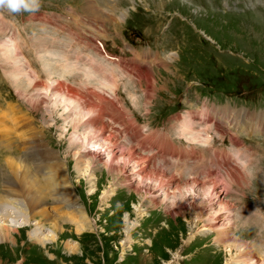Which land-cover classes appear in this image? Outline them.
Instances as JSON below:
<instances>
[{"label": "rangeland", "instance_id": "rangeland-1", "mask_svg": "<svg viewBox=\"0 0 264 264\" xmlns=\"http://www.w3.org/2000/svg\"><path fill=\"white\" fill-rule=\"evenodd\" d=\"M261 4L264 0H39V7L34 11L12 12L0 7V115L11 121L15 137L9 141L11 147L0 145V195L3 183L12 178L7 169L8 159L17 158L23 150L32 152V147L40 149L45 144L58 155L71 186H68L70 196L73 194L76 204L82 207L93 225V231L76 234L65 218L58 217L65 211L59 208L62 205L56 197L58 193L46 190V203L41 211L55 219L60 229L52 234L53 222L49 224L45 216L37 214L24 224L25 214L18 208L5 222L17 230H10L7 238L0 242V264H247L236 259L234 250L217 242L222 218L226 216L229 224H233L232 238L264 264V137L241 133L240 142L235 141L247 149L245 153L238 150L245 169H233L234 164L231 167L221 165V178L213 181L223 183L217 186L218 199L231 208L228 207L218 223L208 218L216 208V199L202 201V197L189 193L184 204L201 202L202 214L196 220L190 215L191 208L185 214H175L173 211L177 207H172L169 195L176 185L173 183L165 190L149 182L138 185L140 174H136L146 166L147 170L141 175L150 173L148 169L152 168L167 178L172 176L178 185H184L192 180L194 173L198 181H211L214 178H206V174L215 171L216 166L197 169L196 163L186 161L194 168L185 170L184 162V167L176 171L174 161L168 159L164 163L161 153L156 155L160 150L139 147L136 140L140 137L130 141L124 129L118 126L119 121L125 124L129 118L136 126L144 127L140 131L142 135L153 132L167 136L174 140L175 147H180L177 140L189 142L187 139H191L177 128L178 117L185 111L203 114L208 110L207 119L201 121L203 126L195 119L192 121L196 131L206 130L207 135L224 126V121L220 120L223 115L216 110L241 113L238 121L247 114L256 117L260 113L264 118V7ZM117 6V15L108 14V9H117ZM87 11H94L101 17L100 21L92 15L89 18ZM120 12H126L123 20L119 19ZM96 37L102 40L109 55L133 60L148 70H141L134 63L122 69L104 56H98V46L96 49L91 46L92 41L88 42L95 41ZM70 43L74 45L69 46ZM78 51L89 55L87 62L92 60V66L72 60L66 65L63 56L73 57ZM148 53L151 57L154 53L157 59L151 62L153 58H148ZM74 57L83 59L78 54ZM96 64L105 68V73L112 72L117 77V100L126 120L117 121L110 116L108 106L114 103L112 98L116 96H111L110 89L105 88L107 84L101 86L104 90L97 89L101 74L91 71ZM31 66L44 75L46 83L37 80L38 73L31 75L27 71ZM148 71L151 73L149 80L144 78ZM137 75L142 77L138 79ZM51 79L71 86L73 96L66 93V88L62 94L64 99L68 97L74 101L71 106L59 97L56 100V91H50ZM34 81L41 87L48 86L50 93L43 96L40 87L32 86ZM88 91L108 102L100 104L94 97H80L89 94ZM196 106L199 107L195 109ZM193 107L195 110L190 111ZM83 109L90 114L78 122V112ZM91 130H103L104 135L117 144L116 159L109 165L106 148L95 145L99 143L97 140H90L80 151L87 154V158L81 160L83 165H87L94 154L103 165L92 170L93 173L90 168L85 173L76 165L75 146L81 145ZM24 139L29 142L28 149ZM154 139L151 136L146 142L152 145L150 140ZM130 147L139 158H147L141 167L133 163L124 165L119 159V153ZM191 148L195 152L202 150L197 146ZM224 148L230 155V147ZM253 150L259 153L252 160ZM25 158L33 166L34 160ZM36 174L39 180L43 179L38 170ZM175 197L174 204L180 202L177 194ZM38 223H42L44 235L49 232L53 235V242L41 246L40 241L36 243L30 238ZM9 239L13 242H8ZM66 244L74 246L76 253L67 251Z\"/></svg>", "mask_w": 264, "mask_h": 264}, {"label": "bare ground", "instance_id": "bare-ground-1", "mask_svg": "<svg viewBox=\"0 0 264 264\" xmlns=\"http://www.w3.org/2000/svg\"><path fill=\"white\" fill-rule=\"evenodd\" d=\"M115 2H116V0H115ZM118 9H119L118 6H117V9L115 7H113L112 9H108V14L115 16V15H117L116 13H117ZM86 13H87L89 18H90V15H92V16L96 17L98 20L101 19V17H99V15H97L94 11L93 12L87 11ZM120 13L121 14L119 16V19L123 20L126 12L125 13L120 12ZM88 42H91V41H88ZM97 46H98V49H97ZM95 48L97 49V54L103 55L104 58H105V56H107L105 54V51L103 50V48L100 47L97 42H95ZM148 56H149L148 58H153L151 60V62H154L158 57L157 55H154V53H153L152 57L149 55V53H148ZM108 60H111V59H108ZM146 61L147 60L144 58V62H146ZM113 62L115 64H117V66L122 68V69L129 68L128 66H122L123 64H126L125 62L122 63L119 60L113 61ZM126 62L128 63L126 65H129V66L131 65L129 63L135 64V62L133 60L126 61ZM90 63L92 66V63H94V62L92 60H89L88 64H90ZM96 65H97V67L91 68V71L94 73L98 72L101 74V77H100L101 82L99 83L100 87H98L97 89L104 90V88H101V86H104L107 84L105 88H109L110 91L113 93V95L116 96V90L117 89H116V85H115V83H116L115 79L117 77H115V79H114L115 74L114 75L111 74L112 72H106L105 73V71H107V70L104 71L105 68L103 69L101 67V65H98V64H96ZM135 66H137L141 70H148V69L141 67L139 63L135 64ZM132 70L135 71L136 69L132 68ZM64 74H66V73H64ZM150 74L151 73L149 71L146 72L144 75V78H146L147 80L151 79ZM27 77L29 79V82H32L31 75L28 74ZM141 77L142 76L137 75L138 79ZM101 78L103 80H101ZM49 85L52 86V88H53V89L51 88V90H50L51 93L56 91V93L54 94L55 96H57L56 100H58V97H59L63 100L68 101L69 106H71L70 104L73 103L74 101H72L68 97H66L64 99L62 97V94L64 92L63 88H66V93L70 96H73L72 95L73 89H71L69 86L62 85L60 82L56 83V80L49 81ZM32 86H34L35 88L40 87L41 89L39 88V90L42 92L43 96H47L48 93H50L48 91V89H49L48 86L47 87L46 86L41 87V85L36 81L33 82ZM149 89H151V88H149ZM88 93L89 94H87L85 96L81 95L80 97H83L85 99H90L91 97H94L98 100V102L100 104L108 102V101H106L105 98L100 97L99 95L93 93L92 91H90V92L88 91ZM146 93H148V90L146 91ZM148 95L149 94H146V96H148ZM53 98H55V97L53 96ZM147 98H149V97H147ZM112 99L114 100V103L110 102L111 105L108 106V109L110 111V116L113 118V120H117V121L122 120L123 118L126 117L123 114L122 105L117 100V97L112 98ZM43 101L44 100H42V102ZM51 102H53V101H51ZM53 104H56V103L54 102ZM35 105L36 104H34V106ZM105 105H108V104L106 103ZM62 106H64V105H62ZM76 107L78 108V106H76ZM100 109L102 110V113H104L103 109L102 108H100ZM200 111H202V110H200ZM207 111L208 110L206 109L203 114H202V112L193 113V112L185 111L184 115H181L178 117L177 128L181 130L182 135H188L189 137H191V139H187L189 141V142H187V146L195 145V144H191L192 142H198V144H196V146L209 145L210 136L207 135L206 130H205V132H202L201 130L198 132L195 130L196 128L192 123V121L195 119L196 121L200 122V124H202V126H203L204 124L201 123V121L204 120V122H205V119H207L206 118L207 117ZM78 113H80L79 114L80 118L77 119V121L79 122L80 120L83 121V118L88 116L90 114V111L83 109L82 112H78ZM216 113H220L223 115V117L220 120L224 121L223 122L224 126L222 129L219 128L221 130H218L216 132L212 131V132H214L215 134H228L230 136L233 145L236 146L235 150H231V154L229 155L230 159H232L235 163H237L240 167H242L243 158L241 157V154L238 151L241 148H240V145H238L236 143V142H239V140L237 138H235L233 135H236L238 133H244L247 136L258 135V134L263 135L264 134V118L259 115L260 113L256 114L257 115L256 117H251V116H248V114H247V115L243 116V118H245V119L239 118V121L243 119V122H239L238 121V115H241V113L235 114V113L231 112V110H222V111L216 110ZM184 116H185V118H183ZM127 118H128V116H127ZM91 120H92V118H90V121ZM125 120H126V118H125ZM8 123H9V125H8ZM84 124H85V122H84ZM211 124L215 125V123L213 121ZM118 126L122 129H124V132H126V136H127V138H129L130 141H132V139H136L137 137H140L139 139L136 140V144L139 147L144 148V149L145 148H148V150H154L155 149V148H153V146L151 144L146 142V139H148L151 136L154 138L157 137V138L164 140L165 142L158 144V147H156L157 150H160V152L156 151V155L161 153L160 159H162V161L164 163L168 162V158L174 159L175 154H172L173 151L178 152L175 148V145L170 150V146L173 144V141L169 137L160 136V135L153 133V132H149V133H147V135H142L140 131H142V129L144 127L136 126L134 123H132V121L129 120V118H128L127 123H125V124H120V121H119ZM85 128H87L86 124H85ZM143 132H145V130H143ZM193 132H195V134H193ZM200 132H201V135H203V136L200 135ZM87 134H89V135L87 137L84 136L85 138L81 142V145L75 146L77 153L74 154V157H76V159H77L76 165L78 167V170H80V171L83 170L85 173H87L89 168L91 169L90 171H92V170L95 171L97 168H99L98 166L103 165L102 163L100 164V161L98 160L96 154H94L93 156H91L87 160L88 161L87 165H85V166L83 165L81 160H82V158H87V157L85 156L86 153L81 154L80 151L86 147L85 144H87V145L90 144L89 143L90 140H93V139L97 140L96 142H99V143H95V145L102 146V147L106 148L105 152H106V157H108L109 165L111 164V162H113L116 159L115 149L117 148V146H116L117 144L115 142H113L111 140V138L106 137L104 135L103 130H91L90 133H87ZM0 136H1L0 145H2V143H4L8 147H11L9 141L15 139L14 131L12 128V123L10 120H7L2 115H0ZM205 138H207L206 143L204 142ZM140 139H142V140H140ZM41 142H43V141L41 140ZM24 143H25V148L28 149L30 147L28 140L24 139ZM201 143H202V145H200ZM181 144H184V143L180 142V145ZM181 146H180V148L184 149ZM31 150H32V152L23 150V152H20V156H18L15 159L9 158L7 161V166H8L7 169L9 170L10 175H11L10 177H12V178H11V180L8 178L6 180V182L3 183V185H2L3 190H2V193L0 195V242L7 238L8 232L10 230H12V232H15V230H17V228H15V227L14 228L10 227L11 224H9L10 226L5 225V222H7V220H8L7 218L10 215V213L11 214L16 213V210L18 208H19L20 212H23L25 214V218H24L25 220L23 219L24 224L28 223V218H33L37 214V215L45 216L46 220L50 221L49 224H51L53 222V224L50 226L52 229V234H55L54 232L57 229H60V228H58L57 222L55 221V219L49 218L47 216L48 214H46V211H41V210H44V205L46 203L45 196H44L45 191L46 190L51 191V189H52V191H55L58 193L56 195V197H59V199L61 201L60 205L63 206V207L60 206L59 208L65 209L64 212H61L58 214V217L59 218H65V222L74 227V231L76 234H81V233L83 234V232L86 233L88 231H93V225L91 224L89 219L86 217L85 213L82 211V209H81L82 207L80 208L78 206V204H76V201L73 198V194H72V197L70 196L71 190L68 188V186H70V185L65 178L64 169L61 168L62 164L60 165V162H59L60 160H58L59 159L58 155L56 153H54L51 149H48L45 146V144H42L40 149L32 147ZM245 150H247V149H245ZM17 151L19 152V149L16 148V152ZM119 154H120L119 159L123 162L124 165H126L127 163L128 164L133 163L135 166L141 167V165H144L147 162V158L144 156L139 158L136 155L135 150L132 147L127 149L126 152L122 151ZM192 155L195 156V154H192ZM25 156L31 158V160H34L33 166L28 163L29 161L26 160ZM185 157L186 156L179 153L178 158H177V162H174V164H173V168L176 171H179L180 168L184 167L183 166L184 161H182V160H184ZM139 159L141 160V162L139 161ZM191 159L192 158L190 156H188V160H191ZM85 161L83 160V162H85ZM186 165L187 166H186L185 170H189V169L194 168L190 164L186 163ZM196 165L198 166L199 164L196 163ZM197 166H195V168H197ZM37 170L39 171V173L42 174L43 179L39 180L38 175L36 174ZM144 170H147L146 166H142L141 169H139L138 172L136 173L137 175L140 174V176H139L140 182H138V185L144 184L145 182H149L151 184H154V186H158L159 189H164V190L167 186L168 187L172 186L173 183L176 185V186H172L173 192H172V194L169 195L172 197L171 198L172 207H173V205H175L177 207V209L173 211V212H175V214L176 213L185 214V213H187V210H189V208H191L190 215H192L195 218V220L197 218H199V215L202 214L203 210H200L201 209V202L198 205H196L195 203H191V202H190L191 205H189V206L188 205L186 206V204H184L187 200L186 199L187 197L185 198V196L188 195L189 193L192 194L194 197H200V198L202 197V199H201L202 201H203V199L207 200L208 202H210L211 200L213 201L214 199L217 200L216 201V208L214 210H212L213 212L211 213L213 215L210 216L211 215L210 214L208 217L213 222H218V223L221 222L220 217H223L224 213L228 212V207L231 208L226 202L218 199L217 194H219V193L217 190L219 188L217 186H220L221 183H216L215 181H213V180H215V178L211 179V181L209 180V181L201 182V181L197 180L198 179L197 177H194L192 175L193 177L191 178L192 179L191 181H187L186 183H184V185H180V183H179V185H180L179 186L178 183L175 182L176 180L172 176L167 178V177H165V174L153 171L152 168L148 169L150 171V173H145V174L141 175V173L144 172ZM93 171L90 173H93ZM213 172L214 171L209 172V173L207 172V173H208V175H211ZM230 177H232L233 179H235V178L237 179V176L230 175ZM115 180H116V177H115ZM162 186H164V187H162ZM27 190L29 191V193H27ZM138 190H139V187H137L136 191L139 192ZM175 192L178 195L180 202H177L174 204V201H176ZM168 194L169 193H167V195ZM179 200H177V201H179ZM211 203H207V205L211 204ZM199 205H200V208L198 209ZM202 205H203V202H202ZM17 220H18V218H17ZM225 222H226V224H225ZM221 223L222 224L220 226L222 227V229L220 231V234L217 237V242L220 241V243L222 245H224V246L226 245L225 247L230 251L234 250L237 253L236 259L240 262H244L247 264H262L263 261L258 260V259H254V256L251 254V251H249V249H247L246 246L242 245L238 240H235L232 238L231 227L233 228V224H229L227 216L222 218ZM21 224H22V221H21ZM21 224L19 223V225H21ZM13 225H15V224H13ZM36 225H37V227L29 235L31 239L36 241V243L38 241H40L39 245L44 246L45 244L53 242L55 240L53 238V235L50 234V232L46 235H44L41 232V226L40 225H42V223H38ZM40 236H42L43 238L37 239ZM35 239H37V240H35ZM9 241L12 243L13 239H9L8 242ZM65 249L69 252L76 253V248H74V246L70 247L69 245L66 244Z\"/></svg>", "mask_w": 264, "mask_h": 264}, {"label": "clouds", "instance_id": "clouds-1", "mask_svg": "<svg viewBox=\"0 0 264 264\" xmlns=\"http://www.w3.org/2000/svg\"><path fill=\"white\" fill-rule=\"evenodd\" d=\"M0 7H6L12 12L34 11L39 7V0H0Z\"/></svg>", "mask_w": 264, "mask_h": 264}]
</instances>
